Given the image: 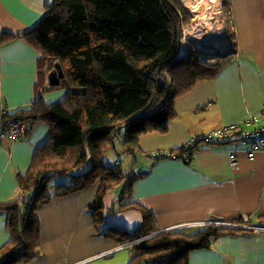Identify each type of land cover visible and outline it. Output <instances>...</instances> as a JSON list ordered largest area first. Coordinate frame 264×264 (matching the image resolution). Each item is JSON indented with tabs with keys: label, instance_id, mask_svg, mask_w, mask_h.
<instances>
[{
	"label": "trees",
	"instance_id": "16d2710c",
	"mask_svg": "<svg viewBox=\"0 0 264 264\" xmlns=\"http://www.w3.org/2000/svg\"><path fill=\"white\" fill-rule=\"evenodd\" d=\"M190 22L180 0H52L34 28L1 35L0 45L22 38L40 58L34 100L26 107L5 110L0 127L24 123L27 138L42 123L49 128V137L34 153L26 174L17 176L16 197L0 203L9 234L0 247V264H25L39 256L36 213L51 201L48 188L58 176H68L70 182L57 186L56 197L99 184L88 205L95 235L129 244L130 264H188L191 252L209 250L217 238L252 234L220 226L201 227L192 234L181 229L155 234L153 214L131 200L133 183L144 175L131 171L142 154L140 138L166 133L178 116L175 101L216 78L231 60L222 57L210 65L199 60L201 54L194 48L186 59L177 58L181 30ZM56 64L63 73L59 86H46ZM56 90L66 91L64 99L44 103L42 94ZM118 136L120 142L115 143ZM198 144L170 154L189 160ZM110 150L119 158L107 165L103 156ZM121 156L133 158L126 171ZM118 186L121 193L110 209L140 211L141 224L133 233L104 224L105 199ZM256 220L259 226L264 223L263 216ZM146 236L150 238L132 244Z\"/></svg>",
	"mask_w": 264,
	"mask_h": 264
},
{
	"label": "crops",
	"instance_id": "0c3cea01",
	"mask_svg": "<svg viewBox=\"0 0 264 264\" xmlns=\"http://www.w3.org/2000/svg\"><path fill=\"white\" fill-rule=\"evenodd\" d=\"M51 1L0 0V37L34 28ZM180 1L186 8L184 0ZM227 6L233 25L230 62L216 78L199 83L175 101L178 116L166 133L140 138L142 154L135 171L144 175L131 187V200L153 214L157 232L181 229L192 234L210 226L205 225L208 223L218 226L213 222L237 224L230 227L252 232L217 238L209 250L191 252L188 264H264V223L259 226L256 220L257 216L264 217V153L250 159L248 144L198 142V150L189 160L186 156L150 157L186 147L193 136L240 122L264 106V0H227ZM39 58L40 54L22 38L0 45V119L5 110L26 107L34 100ZM65 95V90L45 92L42 100L57 103ZM48 137L49 128L39 123L27 138L0 141V203L16 197L17 176L26 174L34 153ZM59 184L51 183V201L36 213L39 256L25 264H130L129 244L118 245L109 237L95 235L88 205L95 199L99 184L56 197ZM121 190L118 186L105 199L104 224L133 233L141 224L140 211L113 213L110 209ZM4 220L0 214V247L9 239ZM243 222L246 225L238 224Z\"/></svg>",
	"mask_w": 264,
	"mask_h": 264
},
{
	"label": "built area",
	"instance_id": "2783aa9c",
	"mask_svg": "<svg viewBox=\"0 0 264 264\" xmlns=\"http://www.w3.org/2000/svg\"><path fill=\"white\" fill-rule=\"evenodd\" d=\"M212 1L214 2V0H195L192 3L191 10L203 12V16L195 15L192 23L182 28L177 58L186 59L191 48L200 52L203 58L209 56L217 60L234 54L231 12L226 9L224 11L225 17L221 16L220 9L225 0H217L218 7L217 5H212ZM210 6L214 7V11H210ZM186 8L187 10L189 9L187 6ZM213 12L214 15H211ZM199 23L202 24V26L198 27V30L201 31L199 36L187 37L186 31L192 30ZM203 25H207V29L204 30ZM25 130L26 124L24 123H10L6 130L2 127L0 128V141L3 139H9L14 142L19 141L23 139ZM114 141L119 143L120 137H114ZM195 142L216 145H226L233 142H238L242 145L248 144L250 149L247 152V156L250 159L254 158L259 152L264 153V106L259 112L248 115L240 122L220 127L205 135L193 136L186 147L193 145ZM150 157L154 160L174 158L170 152L152 153ZM230 159L232 166H235V158L231 156ZM135 168L131 169V171H135ZM127 176L130 177L131 175L127 173ZM213 223L220 225L217 222ZM143 239L145 238H140L139 241Z\"/></svg>",
	"mask_w": 264,
	"mask_h": 264
},
{
	"label": "rangeland",
	"instance_id": "374dc122",
	"mask_svg": "<svg viewBox=\"0 0 264 264\" xmlns=\"http://www.w3.org/2000/svg\"><path fill=\"white\" fill-rule=\"evenodd\" d=\"M226 9H228V6H227V0H225V3H223L222 6H221V9H220L221 16H224V17H225V13H224V11H225ZM186 10H187V8H186ZM187 12H188L189 15L191 16V22H190L188 25H190V24L192 23V21L194 20L195 15H198V14H199L200 17L203 16V12L193 11V10H191V9H188ZM211 15H214V12H213ZM218 18H220V17L218 16ZM184 27H185V26H184ZM200 56H201V57L199 58V60H200L201 62H204V63L210 64V65L216 64V63L218 62L217 59H212V57L206 56V58H203L202 55H200ZM187 57H188V56H187ZM187 57H186V58H187ZM225 57H227V56H225ZM219 59H221V58H219ZM201 144H203V143H201ZM117 158H119V157H117V155H116L113 151L110 150V151H108V152H106V153L104 154V156H103V162H104V164L112 165V164H114V163L116 162ZM132 160H133V158L130 157V156H123V157L121 156V158H120L121 168L124 169L125 166H126V164H130V162H131ZM87 168H88V167H87ZM63 180H64L66 183H69V182H70V179H69L68 176H58V177H56V178L53 180L52 183L59 184L60 181H63ZM217 223H218V222H217ZM218 224H221V223H218ZM239 224L246 225L245 222H243V223H239ZM226 225H229V224H223V225L221 224V225H218V226L223 227V228H231V229H235V228L230 227V226H232V225L237 226V224H230L229 226H226ZM243 225H240V226H243ZM210 226H215V225L211 224ZM247 226H248V225H247ZM244 228L247 229V227H244ZM248 229H249V228H248ZM256 229H257L256 227H251V230H256ZM242 230H243V229H242ZM141 238H145V239H143V240H141V241H139L140 238H139V239H136L132 244L134 245V244L142 243L144 240H147V239H149L150 237H149V236H146V237H141Z\"/></svg>",
	"mask_w": 264,
	"mask_h": 264
},
{
	"label": "water",
	"instance_id": "95a60500",
	"mask_svg": "<svg viewBox=\"0 0 264 264\" xmlns=\"http://www.w3.org/2000/svg\"><path fill=\"white\" fill-rule=\"evenodd\" d=\"M62 77H63V73H62L61 67H60V65L56 64L54 66V69L47 76L48 86H50V87L59 86V83H60V80ZM159 233H162V232H157L155 234H159Z\"/></svg>",
	"mask_w": 264,
	"mask_h": 264
},
{
	"label": "bare ground",
	"instance_id": "6f19581e",
	"mask_svg": "<svg viewBox=\"0 0 264 264\" xmlns=\"http://www.w3.org/2000/svg\"><path fill=\"white\" fill-rule=\"evenodd\" d=\"M184 2H185L186 6L189 9L192 8V3L191 2H189L188 0H184ZM211 4L214 5V6H216L217 5V0H214V2L212 1ZM218 6H219V4L217 5V7ZM210 11H214V7H211L210 6ZM200 26H202L201 23L197 24L192 30L186 31L187 32V37L192 38L194 36H199V34H200L201 31L198 30V27H200ZM203 27H204V30L207 29V25H203Z\"/></svg>",
	"mask_w": 264,
	"mask_h": 264
}]
</instances>
